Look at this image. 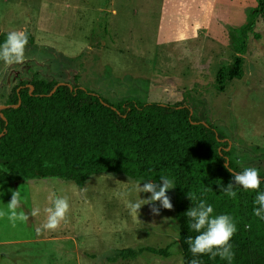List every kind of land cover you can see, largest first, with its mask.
I'll return each instance as SVG.
<instances>
[{
    "label": "rangeland",
    "instance_id": "obj_1",
    "mask_svg": "<svg viewBox=\"0 0 264 264\" xmlns=\"http://www.w3.org/2000/svg\"><path fill=\"white\" fill-rule=\"evenodd\" d=\"M255 3L0 0V40L4 42L14 30L28 34L24 63L0 62V109L18 81L76 85L113 107L128 101L172 104L188 92L185 98L193 113L224 134L231 160L264 172V25L260 20L247 37L243 76L226 82L222 92L213 85L218 68L229 65L234 56V31ZM196 29L202 32L196 42L171 45L195 37ZM183 50L193 52L180 53ZM145 182L113 173L90 176L81 188L58 178L0 181V210L7 211L9 189H20L17 211L29 215L16 227L7 217L0 219V264H181L173 189L167 193L171 211L157 202L159 215L152 214L153 205L142 206L138 217L130 214L127 202L138 198L135 185L143 187ZM125 192L130 195H121ZM53 193L68 198L67 221L55 231L37 235L35 229L44 222L43 209L51 206ZM149 196L140 193L141 199ZM37 205L41 214L31 217ZM144 247L164 249L166 254L143 251L134 259L115 256L121 250Z\"/></svg>",
    "mask_w": 264,
    "mask_h": 264
},
{
    "label": "trees",
    "instance_id": "obj_2",
    "mask_svg": "<svg viewBox=\"0 0 264 264\" xmlns=\"http://www.w3.org/2000/svg\"><path fill=\"white\" fill-rule=\"evenodd\" d=\"M257 20L264 25V0H256L234 31V56L215 73L216 91L243 76L246 41ZM57 84L18 81L11 87L0 109V181L58 178L81 188L88 177L103 173L153 183L167 176L175 186L181 264L193 259L185 241L197 235L189 230L184 214L200 199L213 206V215H230L237 225L232 264H264V220L253 215L257 192L237 189L234 200L221 193V185L232 180L229 167L233 172L244 168L231 160L224 134L193 113L185 98L188 92L172 104L128 101L113 107L76 85ZM259 173V191L264 192V172ZM188 192L197 200L191 202ZM246 224L251 230H245ZM143 251L166 254L164 249L144 247L115 256L134 259ZM199 259L202 264H228L208 255Z\"/></svg>",
    "mask_w": 264,
    "mask_h": 264
},
{
    "label": "clouds",
    "instance_id": "obj_3",
    "mask_svg": "<svg viewBox=\"0 0 264 264\" xmlns=\"http://www.w3.org/2000/svg\"><path fill=\"white\" fill-rule=\"evenodd\" d=\"M27 44L28 34L26 32L19 30L9 32L3 44H0V62L8 66L24 63ZM228 170L233 173L232 180L226 187L221 185V193L234 200L237 198V189H242L245 192H257L253 215L260 220H264V192L259 191L261 184L259 170L253 167L244 168L241 172H233L230 167ZM173 188H175L174 183L167 176H160L159 184L145 182L141 187V183H137L134 191L138 194V198L127 202L130 214H135L138 217L142 206L153 205L151 208L152 214L154 216L159 215L160 208L154 206L157 202H159L161 208L171 211L173 205L167 193ZM9 191H11V200L6 205L7 211L0 210V219L7 217L12 227H16L18 221L27 222L29 215L25 214L24 211H17L21 208L20 189L15 191L9 189ZM140 193H148L150 196L147 199H141ZM121 195L128 196L130 193L125 192ZM187 198L191 202L197 200L194 192H188ZM49 199L51 206L43 209L45 219L42 224L36 227L37 235L42 234L44 231H55L61 226L62 222L67 221L70 209L68 198L66 196H56L53 193ZM213 213V206L200 199L196 206L189 208L184 214L187 217L189 230L197 233L194 238L189 236L185 241L193 257L190 264H202L199 257L203 255H208L211 259L219 257L221 260L228 261V264H232L235 253L231 240L237 232V225L230 215H213ZM40 214L41 208L39 205L33 207L30 211L31 217H37ZM245 230H251V224H246Z\"/></svg>",
    "mask_w": 264,
    "mask_h": 264
},
{
    "label": "crops",
    "instance_id": "obj_4",
    "mask_svg": "<svg viewBox=\"0 0 264 264\" xmlns=\"http://www.w3.org/2000/svg\"><path fill=\"white\" fill-rule=\"evenodd\" d=\"M3 0H1V2H2ZM212 12H215V11H212ZM212 12H211V14H212ZM237 14H238V12H237ZM211 17H212V15H211ZM209 26H210V24H208ZM204 27V26H203ZM203 29V28H202ZM1 34V33H0ZM202 35V32H200L199 30H195V37H190V38H187V39H181L180 41H178V40H174V41H172L171 42V45H177V44H179V43H181V44H184V43H188V42H192V41H194V42H196L198 39H195L196 37H198L199 35ZM185 50H183V51H180V53H182V52H184ZM186 52H188L187 50L185 51V53ZM191 52H193L192 50H190V53ZM189 52H188V54H190Z\"/></svg>",
    "mask_w": 264,
    "mask_h": 264
},
{
    "label": "water",
    "instance_id": "obj_5",
    "mask_svg": "<svg viewBox=\"0 0 264 264\" xmlns=\"http://www.w3.org/2000/svg\"><path fill=\"white\" fill-rule=\"evenodd\" d=\"M60 85H63V84H60V83H58L57 84V86H60ZM68 85V84H67ZM69 86V85H68ZM31 89V88H30ZM3 108V107H2ZM0 118L3 120V117H2V115L0 114Z\"/></svg>",
    "mask_w": 264,
    "mask_h": 264
}]
</instances>
